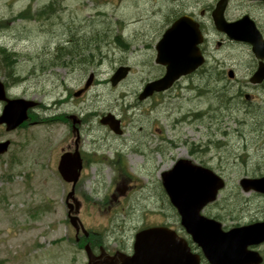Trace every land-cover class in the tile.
<instances>
[{
    "label": "rangeland",
    "instance_id": "1",
    "mask_svg": "<svg viewBox=\"0 0 264 264\" xmlns=\"http://www.w3.org/2000/svg\"><path fill=\"white\" fill-rule=\"evenodd\" d=\"M215 2L0 0V46L13 55L11 68L5 70L0 54V79L11 82V92L43 104L31 118L36 123L2 137L12 144L0 155V264L87 263L85 240L76 241L67 218L70 184L61 179L56 166L62 149L74 146L71 115L83 117L82 141L93 143L106 130L97 126L95 116L108 107L120 112L124 121V134L120 139L112 136L109 143L124 149L130 168L126 172L132 178L128 190L119 194L115 187H121L124 176L113 165H105L113 151H96L103 153L104 162L94 156L100 163L85 166L74 188L75 197L84 201L77 215L85 229L97 233L96 239L109 246L115 238L130 243L141 227L159 222L186 237L159 183L160 173L180 157L210 167L225 180L204 215L212 214L207 216L228 229L249 221L251 215L264 214V197L243 191L238 183L242 177L264 175V107L255 110L241 100L239 107L223 106V92L233 93L235 86L228 82L223 90L219 81L230 67L224 62L247 61V55L239 57L238 46H218V39L208 33V39L213 38L206 42L201 67L207 71L200 68L167 93L136 103L138 90L162 73L154 61L162 32L179 14L198 15L204 9L208 15ZM241 9L255 12L252 0H228V16ZM207 15L201 21L203 31H212ZM118 38L120 44L114 42ZM88 58L96 64L87 63ZM63 61L69 65L63 67ZM94 66L93 85L81 97L74 96ZM119 66L130 71L113 87L109 78ZM240 72L235 70V76L244 80ZM8 73L11 79H6ZM247 92L254 96V104L264 105L262 91ZM149 132L161 145V154L151 158V166L141 167V158L129 147L136 136ZM168 141L175 145L170 147Z\"/></svg>",
    "mask_w": 264,
    "mask_h": 264
},
{
    "label": "water",
    "instance_id": "2",
    "mask_svg": "<svg viewBox=\"0 0 264 264\" xmlns=\"http://www.w3.org/2000/svg\"><path fill=\"white\" fill-rule=\"evenodd\" d=\"M227 0H217L211 11L216 30L224 32L230 39L246 41L257 58L264 57V40L261 39L253 21L247 15L233 21H226L223 11ZM198 23L188 15L177 17L161 34L156 43L155 62L165 70L159 78L146 82L138 94L139 99L153 92L171 87L181 76L190 74L203 62L198 44L202 41ZM128 66H119L110 76L112 85L124 78ZM93 75L87 77L85 88ZM264 78V68L259 66L252 82ZM81 91L74 92L78 96ZM0 101L5 104L0 113V124L6 130H12L28 118L27 110L37 104L24 98H8L3 82L0 80ZM115 133H120L118 120L111 114L100 118ZM75 120H73V124ZM9 141L0 142V154L7 149ZM81 161L77 147L73 151L62 152L57 163V171L63 181L70 183L65 196L69 222L76 227L77 217L71 215L75 206L74 186L78 180ZM161 184L170 204L177 210L179 223L189 234L191 240L200 248L203 257L210 264H255L259 262L256 252L247 246L264 239V220L246 225L235 226L226 231L221 223L213 218L201 215L203 207L214 201L224 180L213 170L193 162L188 158L177 159L170 168L160 174ZM243 191H255L264 194V175L258 178L243 177L239 180ZM70 200V201H69ZM77 228V227H76ZM83 230V228H82ZM87 264H97L88 244L84 246ZM119 261L114 264H199V255L193 253L187 241L163 225L149 226L134 234L132 254L115 253ZM113 264V263H111Z\"/></svg>",
    "mask_w": 264,
    "mask_h": 264
},
{
    "label": "flooded vegetation",
    "instance_id": "3",
    "mask_svg": "<svg viewBox=\"0 0 264 264\" xmlns=\"http://www.w3.org/2000/svg\"><path fill=\"white\" fill-rule=\"evenodd\" d=\"M252 2L254 3V8H255V12L250 13L248 9L244 10L241 9V11L237 14H235L234 16H228L227 14V6L224 10V18L228 21H233V20H237L239 18H241L243 15H247L249 17V19H251L256 27V29L258 30L260 37L262 40H264V24H263V19H264V0H252ZM208 11V10H207ZM207 11L206 10H201L199 12L198 15H196L194 12H185L190 14L191 16H193L197 21H198V25L199 28L202 32L203 38L202 41L199 44V49L201 51V53L203 54V56L205 57V53L207 50V46H206V42L209 43V41L212 40V38L208 39V33H211L212 36L216 37L218 40L216 41V45L220 46L222 45H229L232 44L234 46H238L240 51L238 52L239 57L242 58L244 56L242 55H247V61L246 62H242L237 61V62H231V64H225L224 62V66H230L227 70H225V74H222V76L219 78V81L222 82V86H220L223 90L227 89V87L229 86L228 82H234L233 86H235V91L233 93L230 94L227 91L223 92L222 96L224 97V103L223 106L226 107H239L242 102H240L239 100L243 101L244 103H249L251 105V108L253 109H261L262 107H264V105H256L253 102L254 100V96L251 93H248V90H258V91H262L264 93V78H262L259 82H252L251 76L255 74V72L258 70L259 66H261V68H264V57L263 58H257L252 50H251V44H249L248 42L245 41H240V40H232L230 38L227 37V35L224 32H220L217 31L213 28L212 31H203V23L201 22L205 16L207 15ZM207 17L210 19V14L207 15ZM201 18V20H200ZM61 57V54H60ZM238 57V58H239ZM92 59V60H91ZM91 60V61H90ZM91 63L92 65H95V61L93 58H90L89 61L87 63ZM205 62H206V58H205ZM63 67L68 66L69 64L64 63L63 61ZM160 67V72L162 71V73L158 76H155L153 79L160 77L163 73H164V67L160 64H157ZM81 64L75 65L74 67L70 68V71H75L78 67H80ZM85 68V66L83 65L81 67ZM97 67L94 66L92 68H90V72L88 74L89 75H93L90 84L85 88V82L83 83L82 86L79 87V89H77L76 91L80 90L81 92L79 93L78 96L76 97H81L83 94H86V92H88V90L90 89V87L93 85V80H94V75L96 71ZM130 70V69H129ZM203 71H207L204 69H201ZM222 70V72H224V69H220ZM235 70H239L241 71L240 73L244 75V80L243 79H239V77L235 76ZM86 71V69H85ZM196 72V71H195ZM195 72H192L188 75L185 76H181L174 84L172 87L168 88L167 90L164 91H160V92H153L151 95L147 96L146 98L143 99H138V101L136 100V103L138 104L139 102H145L148 99L151 98H155L159 95H163L165 93H167L168 91H170L171 89H174V87L180 82V81H184V80H189L193 78V75H195ZM221 74V73H220ZM8 77H6L7 79ZM126 77H124L123 79H121L116 85H111L113 87L118 86L120 83H122L125 80ZM3 84H4V88L6 91V94L8 97H24V98H28L27 96H22V95H17L14 92H11L10 89H12L13 85H11L10 83L8 84L5 80H2ZM15 84V83H13ZM143 87V86H142ZM142 89V88H141ZM138 90L137 93V98H138V94L141 91ZM226 97V99H225ZM237 101V103H236ZM5 102L4 101H0V113L2 111V108L4 106ZM228 104V105H227ZM234 105V106H233ZM237 105V106H236ZM43 104L42 103H37V105L35 106V108L33 109H29L27 111V115L28 118L26 121L22 122L17 128L11 130V131H7L5 128V124H0V142L3 140H9V144L8 146H10L12 144V140L9 138H2L3 136H5L6 134L9 133H13L16 132L18 130H22L24 127H26V125L30 124L33 125L34 123H36L35 121L31 120V118L35 114H37L38 112L36 110L42 108ZM128 108L134 107L136 106V104H133V106L128 105ZM106 114H111L113 115L117 120H118V125L120 128V133H115L113 132L110 127L107 124H102L100 122V118L105 116ZM39 115V114H38ZM96 120L95 121L97 123V126L101 129L104 130L103 135L98 137L97 139H94V142L91 143V139L88 140V142L82 141V130L83 127L85 125V122L83 117H78L75 114L72 116L71 115V119L72 121L75 120V123L72 125L71 130L73 131V133L75 134V140H74V146L72 149L70 145H68L67 147H65L64 149H62V151H68V150H73L74 147H77L78 153H79V157H80V161H81V169H80V174H79V178H81L83 170L85 168V166H88L89 164H98L100 162H102L104 160V156L103 153L100 155H96V151L98 150H105L106 152H111L113 151L114 153V157L113 159H111V161L109 162V159H107L108 166H112L113 169H115L116 171H121L119 174L124 176L122 178L121 181V187L116 186V190H118L119 194H124L126 192V190H128V188L130 187V185L128 184V182L131 180V176H129V174L126 172L128 169H130L127 166V163L125 162L123 156L125 154H123L124 149L122 148H114L113 145L111 143H109V140L112 138V136L120 139L121 136L124 134V121L122 119V116L120 115V112H116L114 109H110L109 107L106 108V110H100V113L96 114L95 116ZM69 121V120H68ZM155 136L153 135L152 132L149 133H145L144 136H141V134L139 136H136L135 139V143L133 145H131L130 148V152L138 155L141 158V167L144 166L145 164L147 166H151V158L156 154H161V145L156 143V138L152 137ZM96 140V141H95ZM162 140V137H161ZM96 142V144H95ZM170 142V143H169ZM168 145L170 147H172L173 145H175L174 142L172 141H168ZM95 146H98V148H95ZM85 148V149H84ZM189 151H192L191 149ZM192 153V152H191ZM94 156H99V159H102L100 162L98 161V159H93ZM104 162V161H103ZM131 165H134L133 162L130 163ZM155 166V163L153 164V167ZM126 175V177H125ZM262 176V175H259ZM259 176H254V177H259ZM79 180V179H78ZM160 185H161V180L159 181ZM254 194L259 195L264 197V194H260L258 192H255ZM113 198L115 199L114 195ZM168 201V198H167ZM83 200H78L76 201L77 203V207L75 209V214H78L81 210V207L83 205ZM173 211H174V215L178 216L177 210L172 207ZM204 213V212H202ZM205 215H212V214H205ZM78 216V215H77ZM79 221L81 222V224L83 225V222L81 221L80 217L78 216ZM249 221H245L244 224H248V223H253V222H259V221H263L264 220V214L263 215H251ZM78 222V221H77ZM166 225L169 228H172V226H170L167 223H161L159 222L158 224L156 223H151L149 225H145L144 227L141 228H145L147 226H152V225ZM242 224H238V225H244ZM78 225V224H77ZM237 225V224H236ZM78 227V226H77ZM84 227V226H83ZM140 228V229H141ZM174 229V228H172ZM85 232H82L80 229H78L77 231H75V238L76 241H79L80 238H84L83 240H85V243H87L94 255V259L93 261L96 262L97 264H111V263H116L118 262V257L114 256V254L116 252H121V253H125V254H131L132 252V242L130 241V243H127L123 240H119L117 238L113 239L111 244L112 246L107 245V243L102 239H96V232L95 231H88L87 229H85ZM177 233L181 236H183L181 232H179L178 230H176ZM189 236L186 235V238H188ZM191 245L194 247L193 250L196 252H199V248H197L194 244ZM247 248H249L252 251H255L257 253V255H255L256 257H259L260 260L259 262L255 263V264H264V239L260 240L258 242H254L253 244H250V246H247ZM200 264H209L204 258L202 259V261L200 262Z\"/></svg>",
    "mask_w": 264,
    "mask_h": 264
},
{
    "label": "trees",
    "instance_id": "4",
    "mask_svg": "<svg viewBox=\"0 0 264 264\" xmlns=\"http://www.w3.org/2000/svg\"><path fill=\"white\" fill-rule=\"evenodd\" d=\"M48 7H53V3H48L47 4ZM51 12V10H50ZM115 43H119L122 42L121 40L115 39L114 40ZM0 54H1V60H2V65L4 67L5 70H9L12 66V62H13V55L7 51V49L5 47L0 46ZM7 77H9L10 79L13 77V75H9V73L7 74ZM16 80V79H15Z\"/></svg>",
    "mask_w": 264,
    "mask_h": 264
},
{
    "label": "bare ground",
    "instance_id": "5",
    "mask_svg": "<svg viewBox=\"0 0 264 264\" xmlns=\"http://www.w3.org/2000/svg\"><path fill=\"white\" fill-rule=\"evenodd\" d=\"M63 44H64V43H63ZM63 46H64V45H63ZM65 46H66V44H65ZM124 46H125V45H124ZM69 48H70V47H69ZM123 48H124V47H123ZM71 52H72V51H71ZM77 54H78V53H77ZM83 54H85V53H83ZM78 55H79V54H78ZM80 56H81V55H80ZM85 56H86V55H85ZM87 56H88V55H87ZM91 56H92V55H91ZM56 57H57V56H56ZM58 57H59V56H58ZM83 57H84V55H83ZM81 58H82V57H81ZM85 58H87V57H85ZM51 59H52V58H51ZM51 59H50V60H51ZM79 60H80V59H79ZM88 60H89V58H88ZM88 60H87V62H88ZM91 60H92V59H91ZM91 60H90V61H91ZM52 61H53V60H52ZM81 61H82V60H81ZM52 63H53V62H52ZM85 63H86V62H85ZM225 93H226V92H225ZM230 94H231V93H229V96H230ZM225 99H226V97H225ZM58 101H59V100H58ZM236 103H237V101H236ZM227 105H228V104H227ZM233 106H234V105H233ZM236 106H237V105H236ZM215 146H216V145H215ZM217 146H218V145H217Z\"/></svg>",
    "mask_w": 264,
    "mask_h": 264
}]
</instances>
